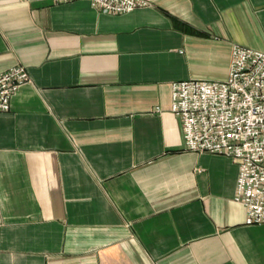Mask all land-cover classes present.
<instances>
[{
	"label": "crops",
	"instance_id": "1",
	"mask_svg": "<svg viewBox=\"0 0 264 264\" xmlns=\"http://www.w3.org/2000/svg\"><path fill=\"white\" fill-rule=\"evenodd\" d=\"M0 0V264H264L238 166L185 149L171 83L264 52V0Z\"/></svg>",
	"mask_w": 264,
	"mask_h": 264
},
{
	"label": "built area",
	"instance_id": "2",
	"mask_svg": "<svg viewBox=\"0 0 264 264\" xmlns=\"http://www.w3.org/2000/svg\"><path fill=\"white\" fill-rule=\"evenodd\" d=\"M104 13L148 7L147 0H87ZM224 80L184 79L171 83L172 112L179 117L185 149L222 154L238 166L234 199L246 224L264 223V52L233 44ZM31 78L24 64L0 72V112Z\"/></svg>",
	"mask_w": 264,
	"mask_h": 264
}]
</instances>
